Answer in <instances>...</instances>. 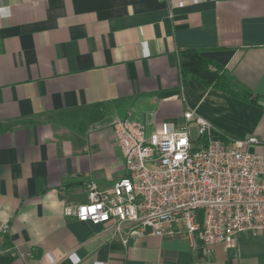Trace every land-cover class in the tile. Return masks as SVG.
<instances>
[{
	"label": "crops",
	"instance_id": "0c3cea01",
	"mask_svg": "<svg viewBox=\"0 0 264 264\" xmlns=\"http://www.w3.org/2000/svg\"><path fill=\"white\" fill-rule=\"evenodd\" d=\"M181 4V7L178 5ZM0 264H264V232L208 254L175 233L127 246L64 215L124 176L113 122L147 133L184 111L264 157V0H0ZM197 49L256 104L182 80ZM216 136V135H215ZM3 242L6 247H3Z\"/></svg>",
	"mask_w": 264,
	"mask_h": 264
},
{
	"label": "built area",
	"instance_id": "2783aa9c",
	"mask_svg": "<svg viewBox=\"0 0 264 264\" xmlns=\"http://www.w3.org/2000/svg\"><path fill=\"white\" fill-rule=\"evenodd\" d=\"M7 15L9 10L0 8V16ZM182 120L161 122L147 133L131 118L116 119L113 141L124 176L109 189L87 183V203L66 207L64 215L110 226L123 246L182 233L192 249L201 246L208 254L239 235L263 233L264 157L250 152L258 140L219 137L213 124L191 109Z\"/></svg>",
	"mask_w": 264,
	"mask_h": 264
},
{
	"label": "trees",
	"instance_id": "16d2710c",
	"mask_svg": "<svg viewBox=\"0 0 264 264\" xmlns=\"http://www.w3.org/2000/svg\"><path fill=\"white\" fill-rule=\"evenodd\" d=\"M177 60L182 80L193 77L205 88L219 91L243 102L256 104L257 97L251 91L238 87L233 76L224 67L203 57L200 50L179 49ZM3 247H6L5 242Z\"/></svg>",
	"mask_w": 264,
	"mask_h": 264
},
{
	"label": "rangeland",
	"instance_id": "374dc122",
	"mask_svg": "<svg viewBox=\"0 0 264 264\" xmlns=\"http://www.w3.org/2000/svg\"><path fill=\"white\" fill-rule=\"evenodd\" d=\"M191 136L192 138H196V132L194 129L191 130Z\"/></svg>",
	"mask_w": 264,
	"mask_h": 264
}]
</instances>
